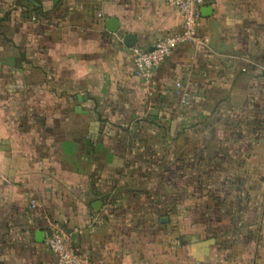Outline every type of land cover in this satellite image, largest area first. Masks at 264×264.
<instances>
[{
  "label": "crops",
  "instance_id": "crops-1",
  "mask_svg": "<svg viewBox=\"0 0 264 264\" xmlns=\"http://www.w3.org/2000/svg\"><path fill=\"white\" fill-rule=\"evenodd\" d=\"M201 12L144 81L124 38L181 32L166 0H0V264H55L47 218L95 264H264V0ZM203 176L229 199L185 203Z\"/></svg>",
  "mask_w": 264,
  "mask_h": 264
},
{
  "label": "built area",
  "instance_id": "built-area-1",
  "mask_svg": "<svg viewBox=\"0 0 264 264\" xmlns=\"http://www.w3.org/2000/svg\"><path fill=\"white\" fill-rule=\"evenodd\" d=\"M173 5L180 13L183 20L182 31L156 41L152 49L145 50L140 47L132 48L135 73L144 80L150 81L155 70L184 43H191L196 48H205L209 45L210 38L200 33L199 25L202 19V7L207 0H166ZM176 92L182 102L187 103L189 93L184 90L181 82L176 83ZM37 207L35 201L31 205ZM48 219L46 231V244L49 250L56 257L55 264H95L93 260L82 255L76 248L75 231L67 229L56 220ZM101 223L98 216L94 219Z\"/></svg>",
  "mask_w": 264,
  "mask_h": 264
},
{
  "label": "rangeland",
  "instance_id": "rangeland-1",
  "mask_svg": "<svg viewBox=\"0 0 264 264\" xmlns=\"http://www.w3.org/2000/svg\"><path fill=\"white\" fill-rule=\"evenodd\" d=\"M222 176H203L200 180V185L196 183V186H200L202 188V191L195 190L197 187H194V190H192V184H189L187 187V184L184 185L185 191L183 192L182 198L184 199V202L191 203L192 200L200 199V200H210V201H218L219 204H222L225 200L227 201L229 199V194L224 191V188H222L223 185V179ZM187 179L189 183H191V177L185 178ZM188 189V190H187ZM172 198H174L175 192H172ZM190 205V204H189ZM191 208H184L182 211L184 213L191 211ZM220 211V209H219ZM207 213V210H205Z\"/></svg>",
  "mask_w": 264,
  "mask_h": 264
},
{
  "label": "water",
  "instance_id": "water-1",
  "mask_svg": "<svg viewBox=\"0 0 264 264\" xmlns=\"http://www.w3.org/2000/svg\"><path fill=\"white\" fill-rule=\"evenodd\" d=\"M106 26H107L108 30L111 32H116L118 30V23H117V20L115 18H110L107 21ZM124 43L129 47H135L136 46V39H135L134 35L127 34L124 38ZM101 206H102L101 201H98L95 205V207L98 210L101 208Z\"/></svg>",
  "mask_w": 264,
  "mask_h": 264
}]
</instances>
